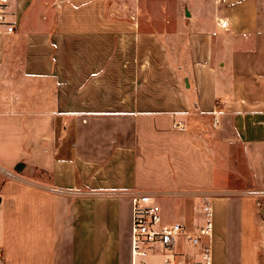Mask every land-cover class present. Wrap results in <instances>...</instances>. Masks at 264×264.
I'll use <instances>...</instances> for the list:
<instances>
[{
    "label": "crops",
    "instance_id": "crops-1",
    "mask_svg": "<svg viewBox=\"0 0 264 264\" xmlns=\"http://www.w3.org/2000/svg\"><path fill=\"white\" fill-rule=\"evenodd\" d=\"M112 3L9 0L3 264H131L135 192L188 233L209 196L210 264H264V0H175L148 18ZM166 260L201 264V245L143 258Z\"/></svg>",
    "mask_w": 264,
    "mask_h": 264
},
{
    "label": "built area",
    "instance_id": "built-area-1",
    "mask_svg": "<svg viewBox=\"0 0 264 264\" xmlns=\"http://www.w3.org/2000/svg\"><path fill=\"white\" fill-rule=\"evenodd\" d=\"M11 17L9 0H0V35H11L15 32L16 25ZM219 25L225 28V23L221 20ZM252 195L257 200L259 208L264 212V189L257 190ZM129 199L131 206V264H146L143 258L149 251L158 249L163 254L173 252L176 241L180 237H186L192 245H201V264L211 263V250L209 246L203 244V239L210 236L213 230V214L209 196L203 195L200 198L201 222L192 233H188L181 224L164 225L162 223L160 206L155 194L135 192L129 196ZM0 264H3L1 258ZM163 264L183 263L166 260Z\"/></svg>",
    "mask_w": 264,
    "mask_h": 264
},
{
    "label": "rangeland",
    "instance_id": "rangeland-1",
    "mask_svg": "<svg viewBox=\"0 0 264 264\" xmlns=\"http://www.w3.org/2000/svg\"><path fill=\"white\" fill-rule=\"evenodd\" d=\"M174 10L175 0H113L112 3V12L128 15L138 13L145 18H148V14L151 13L168 15ZM259 211L263 216V210L259 208Z\"/></svg>",
    "mask_w": 264,
    "mask_h": 264
}]
</instances>
